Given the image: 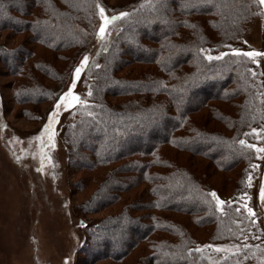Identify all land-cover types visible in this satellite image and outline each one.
Listing matches in <instances>:
<instances>
[{
    "label": "trees",
    "instance_id": "1",
    "mask_svg": "<svg viewBox=\"0 0 264 264\" xmlns=\"http://www.w3.org/2000/svg\"><path fill=\"white\" fill-rule=\"evenodd\" d=\"M91 1L0 0V23L21 30L9 25L17 24L31 34L26 43L30 50L20 62L34 56L36 44L54 52L82 50L90 41L84 26ZM147 1L149 5L154 2L133 0L130 10L120 11L129 15L113 21L122 26L118 38L96 59L90 74L92 96L76 110L65 134L68 169L86 173L87 179L81 182L100 184L91 200L94 204L88 203L96 209L87 212H98L136 188H147L120 216L94 226L82 253L92 261L120 262L146 243L151 254L136 264H216L207 257L211 249L221 254L216 246H225L227 254L236 255L243 243L233 242L235 235L248 229L259 233L263 228L264 236V221L253 224L255 218L240 201L264 155L258 151L264 149V55H258V67V56H244L249 51L236 48L245 42V33L262 5L259 0H157L152 9L141 11ZM209 54L221 59L208 60ZM60 59L70 62L68 56ZM132 65L153 66L156 71L130 80L118 75ZM38 69L55 80L48 69ZM41 89H27L24 96L37 101L44 93ZM193 96L201 100L195 102ZM120 97H127V102L111 101ZM212 103L235 112L227 114L213 105L212 120L218 127L208 119L205 124L196 123L193 116ZM165 147L208 162L212 171L199 177L187 166H160L157 160ZM238 167L241 170L230 195L208 182L212 172ZM213 191L225 201L223 205L217 207L209 195ZM140 211L147 215L133 214ZM165 213L188 220L176 222ZM189 224L206 229V237H194ZM130 225L133 236L122 249H112L111 236L117 234L116 239L122 240Z\"/></svg>",
    "mask_w": 264,
    "mask_h": 264
},
{
    "label": "rangeland",
    "instance_id": "2",
    "mask_svg": "<svg viewBox=\"0 0 264 264\" xmlns=\"http://www.w3.org/2000/svg\"><path fill=\"white\" fill-rule=\"evenodd\" d=\"M132 2L133 0H92V11L84 26L90 35V41L82 50L77 49L81 52L68 49L54 52L36 44L33 48L34 56L23 62L20 60L27 50H30L26 43L31 41V34L24 32L17 24L9 25L21 30L7 29V26L4 27L0 23V264H136L140 257L145 258L151 254L146 243L120 262L112 259L92 261L82 253L92 228L106 218L120 216L126 206L141 194L143 187L146 189L147 186L134 189L125 194L118 203L98 212H87L92 208L96 209L91 200L94 199L100 184L81 182L87 179L86 173L84 175L68 169V147L65 141V134L77 113L76 110L86 105L92 96L94 83L90 74L96 59L101 52H107L111 48L122 28L119 23H109L106 27L107 34L100 39L97 32L102 20L96 4L105 9L107 17H112L118 16L122 10H130L128 5ZM148 2L150 1L145 3L141 11L150 10L157 4V0L150 5ZM244 41L236 45L238 50L264 51V5L256 11V17L247 29ZM58 53L60 56L70 57V62L68 59H60ZM85 56L88 61L79 77L75 78V69L81 65ZM259 59L260 56L256 63L258 67ZM100 63L101 61H98V64ZM41 67L48 69L56 81L44 76L38 69ZM155 71L153 66L132 65L125 67L118 75L130 80L144 78ZM37 87H41L44 93L38 96L37 101V98L31 99V103L24 94L27 89ZM70 87L73 95L85 103L74 101L69 106L67 101H64L57 109L56 105L61 96ZM193 98L195 102L201 100L196 96ZM124 100L127 102V97L111 99L114 103ZM213 105L219 106L227 114L235 112L233 108H227L222 103H212L209 109L193 116L195 122L205 124L208 119L207 122L210 123ZM54 111H58V116L52 124L53 146V143L49 142L51 133H44V129ZM212 124L215 127L219 125L214 120ZM263 157L264 155L256 165L260 168L259 171L255 169L249 177L248 193L240 197L242 204L253 210L254 215L249 213L255 218L253 224L264 221V201L260 199V188L264 185ZM157 163L169 167L187 166L199 177L211 169L208 168V162L201 161L200 158L192 159L190 153H181L171 147H165L159 153ZM240 170L241 167L231 172H212L208 182L213 188L220 191L223 189L221 192L228 196L233 191L234 181L238 178ZM90 202L93 203L91 206L88 205ZM133 214L147 215L143 211ZM164 216L180 223L188 220L183 215L173 213H165ZM126 228L128 231L122 236V240L116 239L117 234L111 236L112 249H122L133 236V226ZM188 228L194 237H206V229H198L190 224ZM233 232L238 233L236 229H233ZM263 237V228L259 233L248 229L233 238V242L243 243L240 253L227 254L225 246H216L215 249H219L221 254H215L211 249L207 257L210 256L209 258L214 260L210 261L216 264H264ZM246 243L249 246L245 247Z\"/></svg>",
    "mask_w": 264,
    "mask_h": 264
},
{
    "label": "snow or ice",
    "instance_id": "3",
    "mask_svg": "<svg viewBox=\"0 0 264 264\" xmlns=\"http://www.w3.org/2000/svg\"><path fill=\"white\" fill-rule=\"evenodd\" d=\"M259 3L261 5H264V0H259ZM96 7L99 9V15H100V18L102 20V23L101 25L99 26V29H98V32H97V36L100 38V39H103L105 37V35L107 34L106 33V27L109 23L117 20L118 18H121V17H126L128 16L129 14L128 13H125V12H120L118 14V16H112V17H107L105 15V9L103 7H101L99 4H96ZM200 51H204L203 49H201ZM236 51V54L239 55L240 53L238 52V50H234ZM223 55V54H222ZM244 56H247V57H251L253 59H255L256 56L258 55H264V53H257V52H245L243 53ZM206 58L208 60H212V59H221V56H216V57H213L212 55H207ZM88 61V57L85 56L83 58V60L81 61V65L78 66L76 69H75V78H78L79 77V74L80 72L82 71V68L84 65H86ZM89 95H91V92H89ZM70 98V99H69ZM64 101H67L68 105L71 106L72 102H78V103H85L84 101H80L79 97L73 95L72 93V88L70 87L68 89V91L66 93H64L61 98H60V102L57 103L56 105V108L59 109L60 106H61V103H63ZM58 116V111H54L50 114V117H49V123L48 125H46L45 129H44V133H51V135H49V142L50 143H53V146H54V142H53V136H54V132H52V124L55 122L56 118ZM255 131V130H254ZM239 143L241 145H244L245 144V141L244 140H240ZM249 147H255L254 145H249ZM258 151H264V149H258ZM209 195L216 201V204H217V207H219L220 205H223L225 203V201H222L220 200L218 197H217V194L213 191V192H210ZM260 199L262 201H264V185H261V188H260ZM245 208L246 210L254 215L253 213V210L250 209V208H247V205H245ZM237 211H239V209H237ZM217 251H219V249H217Z\"/></svg>",
    "mask_w": 264,
    "mask_h": 264
}]
</instances>
